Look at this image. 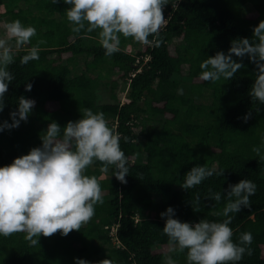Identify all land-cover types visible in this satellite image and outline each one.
<instances>
[{
	"label": "trees",
	"instance_id": "16d2710c",
	"mask_svg": "<svg viewBox=\"0 0 264 264\" xmlns=\"http://www.w3.org/2000/svg\"><path fill=\"white\" fill-rule=\"evenodd\" d=\"M248 3L252 8L245 7ZM69 7L64 0H0V38L7 17L37 31L19 49L12 41L16 55L9 71L14 79L4 96L0 124L12 123L10 113L18 110L21 96L35 104L18 127L0 130V167L40 147L49 123L63 128L90 108L103 112L108 126L129 138L120 141L128 158L127 183L116 179L114 166L104 172L101 162H94L85 174L100 182L104 203L95 206L90 222L67 236L41 234L34 246L25 233L0 235V264H76L77 258L89 264L107 258L115 264H164L170 244L162 232L166 217L160 214L171 206L182 222H222L229 185L241 179L252 180L257 188L250 207L230 213L233 241L238 243L243 232L253 236L252 254L238 264H264V159L253 152L260 147L264 155V104L249 94L258 69L247 55L242 61L233 55L244 67L232 79L213 83L199 78L203 60L218 51L227 54L233 40L258 42L253 28L264 20V0H169L159 47L121 36V50L111 57L99 43V29L72 31ZM40 40L45 43L39 45V59L21 65V57ZM110 73L115 101L100 103L96 90ZM121 79L128 82L123 100L116 92ZM28 83L31 91L25 90ZM140 135L145 138L139 142ZM196 165L224 170L223 175L185 190V174ZM217 192L219 202L208 198ZM115 224L119 242L111 234ZM170 254L176 264H188L187 250Z\"/></svg>",
	"mask_w": 264,
	"mask_h": 264
},
{
	"label": "clouds",
	"instance_id": "9594fccd",
	"mask_svg": "<svg viewBox=\"0 0 264 264\" xmlns=\"http://www.w3.org/2000/svg\"><path fill=\"white\" fill-rule=\"evenodd\" d=\"M58 3L59 0H52ZM68 5L67 19L73 24L72 31L92 33L99 29V43L105 56L111 57L119 52L121 36L131 37L143 45L159 47L162 43L161 31L167 25L163 7L169 0H64ZM5 36L0 38V112L4 108V96L8 84L14 79L9 66L15 62V51L28 45L37 35L34 26H25L19 19L4 25ZM152 36L153 39L149 40ZM253 37L233 40L228 53L218 51L200 64L202 82L225 81L234 77L244 67L233 55L248 58L258 69L250 89L253 101L264 104V20L253 28ZM28 49L20 59L21 65L39 59V45ZM30 83L25 85L31 91ZM35 101L21 96L18 110L10 113L12 123L0 124L4 128L18 127L26 121ZM259 112V109H257ZM251 113L244 116V122ZM17 117H19L17 119ZM123 139L114 128L108 126L103 112L93 113L84 110L82 118L68 121L61 126L53 121L41 135L42 145L33 147L28 154L16 157L11 164L0 167V235L9 237L14 233H25L31 245L38 244L42 234L50 237L59 232L67 236L71 231H79L82 225L90 222L95 214V206L104 203L100 182L95 176L85 174L86 169L99 161L102 171L107 172L114 166L116 179L127 183L129 174L128 158L120 147ZM253 152L264 159L260 147ZM224 170L216 171L206 165L193 166L185 174L181 187L185 190L200 185L205 179L222 176ZM256 184L250 179H241L230 184L227 190L228 202L222 213V222L201 219L192 224L175 217V210L169 206L160 215L166 217L163 234L169 239L170 247L164 253V264H176L170 253H184L187 250L188 264H238L245 254L251 255L253 241L251 232H243L239 242L233 241L234 231L230 227L233 216L242 208L251 206L250 197L255 195ZM219 202L221 193L208 197ZM76 264H89L77 258ZM99 264H115L104 259Z\"/></svg>",
	"mask_w": 264,
	"mask_h": 264
},
{
	"label": "rangeland",
	"instance_id": "374dc122",
	"mask_svg": "<svg viewBox=\"0 0 264 264\" xmlns=\"http://www.w3.org/2000/svg\"><path fill=\"white\" fill-rule=\"evenodd\" d=\"M22 5H24V2L22 3ZM252 4L251 3H248L245 5V7L247 8H252L251 6ZM7 22H11V19L10 17H7ZM179 42V41H178ZM130 51L134 52L132 49H129ZM89 59L92 58V55L90 56H87ZM84 60V59H83ZM145 60H146V57H145ZM65 61V60H64ZM82 67H83V61L80 60V64L78 65V68H77V71L81 72L82 71ZM104 74H107L106 72H104ZM114 73H110L109 75H104L99 84H98V87H97V95H98V101L101 103V102H109V101H115L113 95H112V91H111V84L109 82H111V77ZM178 77L181 79L182 76H179ZM127 89H128V82L127 81H124V80H120L117 87H116V92L118 94V97H120L122 100L124 99L125 95H126V92H127ZM183 88H181L182 90ZM209 90H207L208 92ZM111 115L109 114L107 116V118H110ZM157 125H161V122L160 121H156ZM145 138L144 135H140L138 136L137 140L140 142L141 140H143ZM110 175V174H109Z\"/></svg>",
	"mask_w": 264,
	"mask_h": 264
},
{
	"label": "built area",
	"instance_id": "2783aa9c",
	"mask_svg": "<svg viewBox=\"0 0 264 264\" xmlns=\"http://www.w3.org/2000/svg\"><path fill=\"white\" fill-rule=\"evenodd\" d=\"M116 224L111 226V234L113 237L114 242H119L118 236L116 235Z\"/></svg>",
	"mask_w": 264,
	"mask_h": 264
}]
</instances>
